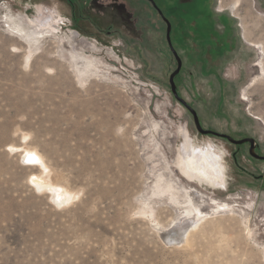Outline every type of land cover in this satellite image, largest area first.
<instances>
[{"label":"rangeland","instance_id":"rangeland-1","mask_svg":"<svg viewBox=\"0 0 264 264\" xmlns=\"http://www.w3.org/2000/svg\"><path fill=\"white\" fill-rule=\"evenodd\" d=\"M157 1L177 16L179 97L203 129L251 138L264 155V0H205L196 22ZM38 28L29 49L22 36ZM73 52L90 63L80 81ZM175 68L145 0H0V264H264V162L196 131L170 91ZM183 131L216 148L225 189L178 174ZM22 147L78 198L37 193L28 180L41 171ZM191 199L202 221L183 220ZM186 228L184 243L167 240Z\"/></svg>","mask_w":264,"mask_h":264},{"label":"bare ground","instance_id":"bare-ground-1","mask_svg":"<svg viewBox=\"0 0 264 264\" xmlns=\"http://www.w3.org/2000/svg\"><path fill=\"white\" fill-rule=\"evenodd\" d=\"M240 2H241L240 0H234L232 4L233 8L236 9L238 5L240 4ZM235 15H237V17H240L238 12H235ZM241 19L244 20L243 18ZM36 24H37V27L44 25L41 22L36 23ZM241 28L243 29V37L245 38V40L249 42V44L256 47L257 45L252 44V41L249 39L250 37L248 33V27L246 26L244 22L241 24ZM38 29L39 30H36V29L32 30L33 35H28V36L23 35L22 36L23 38L22 41L28 45L29 49L33 48L39 42L41 38L40 36H42L41 34L43 33L42 32L43 29L41 28H38ZM12 49H13L12 51H14V49L15 51H17L16 47H13ZM71 59H72L71 61L73 63V66L76 68L75 73L76 75L79 76V81L84 76L88 77L90 63L87 62L85 59L81 58L79 55L75 54V52L71 53ZM24 64L26 65V67H28L30 64V54L28 53L25 54L24 56ZM182 135H183L184 144H182L183 146L181 147V152L177 156L178 160L176 159L177 161L174 164L178 174L184 180H186L189 184H195L197 186H206V187L213 189V191L216 190L217 187H219L220 189H225V185L223 183V168L221 166V158L216 148H213L212 146H209V145H205L203 147L192 146L190 144L188 132L183 131ZM27 138H28L27 134L21 135V140L23 143L27 141ZM9 148L11 152H18L20 149L15 146H10ZM21 150L23 152L22 162L30 166L36 165L41 171L39 174H31L28 180L30 185L34 188V190L37 193H41V194L48 193L50 195V198L53 200V203L59 206L68 205L72 201H74L76 198H78L79 191L75 193L67 191L64 187L60 186L57 183V180H55L53 177L50 176L49 168L45 164V161L42 155L38 151L32 148H26V147H22ZM30 153L35 154L39 158V163L32 164V163L26 162V157ZM191 187H192L191 189L192 194L194 193L197 196L201 197L202 199L203 195L199 193L196 189H194L196 187L195 186H191ZM191 198H193V195ZM183 204L185 206L188 205V207H186L187 215L184 217L183 220L187 222L189 221L199 222L203 220V218L201 217L202 213L200 212L199 209H197L198 215L197 214L195 216L192 215V213L195 211L193 208V199L187 202H183ZM190 225L192 226V224ZM154 226L157 228L158 224H155ZM192 227L190 229H193ZM188 234H189L188 228L181 229L180 233L177 234V236L174 234L172 236L170 234L171 236L167 237V240H171L172 242L176 241L173 243H177V242L184 243L187 239L186 237Z\"/></svg>","mask_w":264,"mask_h":264},{"label":"water","instance_id":"water-1","mask_svg":"<svg viewBox=\"0 0 264 264\" xmlns=\"http://www.w3.org/2000/svg\"><path fill=\"white\" fill-rule=\"evenodd\" d=\"M150 3L152 4V6L155 8V5L153 4L152 1H150ZM158 14L161 16V13L158 11ZM162 17V16H161ZM165 23H166V32H165V39H166V43H167V46H168V49L169 51L173 54V56L175 57V60H176V69L170 74L169 76V79H168V83H169V86H170V91L172 93V96L174 97L175 100H177L183 107H185V109L190 113V115L192 116V120H193V124H194V127L196 129V131L201 134V135H204V136H208V135H211V136H214V137H218L220 139H224L226 140L228 143L232 144V145H235V146H238V145H243V144H246L248 143L250 145V148L248 150V153L249 155L256 159V160H262L264 161V157H261V156H258L256 155L254 152H253V148L255 146V141L251 138H244V139H240V140H235L233 138H231L230 136L228 135H225V134H221V133H216V132H213L211 130H205L201 127L200 125V122H199V118L197 116V113L195 112V110L193 108H191L186 102L185 100H183L182 98L179 97L178 93H177V90H176V86H175V83H174V78L175 76L180 72V69H181V61L180 59L178 58L177 54L175 53V51L173 50L172 48V45H171V42H170V24L164 20ZM170 244H173V243H170Z\"/></svg>","mask_w":264,"mask_h":264},{"label":"flooded vegetation","instance_id":"flooded-vegetation-1","mask_svg":"<svg viewBox=\"0 0 264 264\" xmlns=\"http://www.w3.org/2000/svg\"><path fill=\"white\" fill-rule=\"evenodd\" d=\"M152 8V10L154 11V13H156V15L160 18V20L163 22V24L165 25V32H166V23L164 20H166L169 24H170V42H171V45H172V48L173 50L175 51V53L177 54L178 58L180 59L181 61V58L177 52V50L175 49L174 47V44H173V40H172V35H173V32H174V29H175V25H174V18L175 17V13L173 12V14H168L167 11L165 9H163L159 4H158V1L157 0H145ZM150 1L153 2V4L155 5V8L152 6V4L150 3ZM205 2V0H175L172 4H171V10L175 11L176 10H181V16H183L182 18L183 19H186L188 16H191L194 12V10L196 8H198L199 6L203 5V3ZM198 6V7H197ZM188 8V9H187ZM158 11L161 13V16L158 14ZM198 15V11H196L194 17L197 18L195 19L194 21H198V17H196ZM179 18V17H178ZM178 20H182L181 18H179ZM199 22H201L199 20ZM166 41V39H165ZM167 44V43H166ZM171 53V52H170ZM173 59L175 60V57L173 56V54L171 53ZM175 63H176V60H175ZM177 66V64H176ZM181 67H182V61H181ZM176 69V68H175ZM181 70V69H180ZM180 73V72H179ZM178 73V74H179ZM178 74L175 76L177 77ZM174 83H175V78H174ZM214 132V131H213ZM208 136H211V135H208ZM214 137V136H213ZM243 145H247L248 146V150L250 148V145L248 143L246 144H243ZM242 145V146H243ZM238 146H241V145H238ZM253 152L258 155V156H261V157H264V155H261L257 152L256 150V145L254 146L253 148ZM249 154V153H248ZM254 159V158H253ZM256 160V159H255ZM260 162H264L262 160H258Z\"/></svg>","mask_w":264,"mask_h":264},{"label":"snow or ice","instance_id":"snow-or-ice-1","mask_svg":"<svg viewBox=\"0 0 264 264\" xmlns=\"http://www.w3.org/2000/svg\"><path fill=\"white\" fill-rule=\"evenodd\" d=\"M27 163L37 164L39 163V158L35 154H28L26 157Z\"/></svg>","mask_w":264,"mask_h":264}]
</instances>
